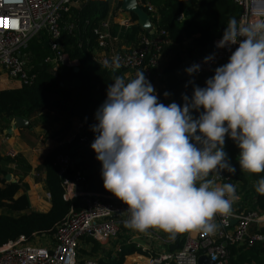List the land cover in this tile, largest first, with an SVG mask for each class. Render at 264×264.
I'll list each match as a JSON object with an SVG mask.
<instances>
[{"label": "clouds", "instance_id": "obj_1", "mask_svg": "<svg viewBox=\"0 0 264 264\" xmlns=\"http://www.w3.org/2000/svg\"><path fill=\"white\" fill-rule=\"evenodd\" d=\"M233 45L203 87L187 82L192 95L182 93V104L160 102L144 70L133 78L113 75L90 125V147L104 189L127 205L126 228L213 234L214 217L229 215L237 199L235 185L209 178L237 172L225 151L226 137L239 149L240 170L264 172V11L248 22L229 18L215 46ZM214 58L215 53L202 63ZM104 66L115 73L121 59L114 56ZM184 71L193 77L201 64ZM254 188L264 195V176Z\"/></svg>", "mask_w": 264, "mask_h": 264}, {"label": "trees", "instance_id": "obj_2", "mask_svg": "<svg viewBox=\"0 0 264 264\" xmlns=\"http://www.w3.org/2000/svg\"><path fill=\"white\" fill-rule=\"evenodd\" d=\"M147 2L153 7V12H149L144 6ZM138 3L149 16L152 27L167 33L169 39V45L162 52L165 54L167 50L169 62L163 69L165 79L161 82L163 89L159 96L163 99V94L168 92L170 95L164 104L173 101L182 104L181 94H186L190 87V84L185 87L190 77L180 74L182 64L188 59L210 54L213 51V35L218 33L222 36L229 18L239 19L240 8L232 0H138ZM120 7L121 0H80L76 6H70L61 16V45L70 58L77 60L78 70L60 67L55 74L51 72L43 63L50 55L47 36L40 33L30 41L26 50L31 58V72L35 75L33 83L30 86L0 90V121L9 123L14 117L28 118L45 112L40 115L39 121L43 122L48 114L50 117L62 118L65 123L62 134L69 129L71 118H77L81 125L72 141L53 149L44 160L46 185L51 201V208L47 213L28 212L26 185L5 180L8 174L15 172L25 175L31 167L20 155L10 157L0 154V210L19 214L17 217L0 215V245L21 236L27 240H32L34 236L47 237L68 214L71 204L63 199L62 177L54 166V159L58 154H68L74 159V169L66 175L71 181L82 172L87 190L106 197L112 195L103 187L101 164L96 160L95 152L90 146H78L77 141L80 136L94 140V133L90 130L93 113L106 99V89L112 83L113 75H127L125 69L113 73L92 58L95 46L94 27L109 16L114 17ZM181 14L187 17L178 23L177 18ZM130 17L133 25L126 30L111 27L112 36L117 37L118 41L123 39L138 44L141 38L149 35L137 25L133 15ZM75 83L78 85L74 86ZM225 147L239 154L235 143L227 137ZM227 175L248 198L256 192L255 188L249 191L248 185H255L264 176V172L248 173L247 184L238 171L235 175ZM20 191L23 193L19 194ZM256 200L263 212L264 195L258 193ZM181 243L182 241L177 240L171 248H178ZM96 246L99 245L94 243L92 249H96ZM113 248H116V244ZM228 251L230 264H264V243L259 242L249 248L228 247ZM80 252L92 255L84 249H80ZM111 252L107 253L106 262L99 263L124 264L128 257L144 255L134 244L122 242H118L114 256Z\"/></svg>", "mask_w": 264, "mask_h": 264}, {"label": "built area", "instance_id": "obj_3", "mask_svg": "<svg viewBox=\"0 0 264 264\" xmlns=\"http://www.w3.org/2000/svg\"><path fill=\"white\" fill-rule=\"evenodd\" d=\"M232 1L240 8V22L254 19L257 10L264 11V0ZM73 4V0H0V90L30 86L33 83L35 75L31 72V58L26 50L30 41L40 33L47 36L50 55L43 63L51 72L55 74L60 67L74 70L78 68L77 60L70 58L61 45V16ZM144 6L149 12L154 11L148 2ZM118 12L121 13V10ZM185 18L181 14L177 22L181 23ZM12 20L18 21L17 27H11ZM118 25L126 30L133 22L131 18H122ZM93 34L95 46L92 58L95 62L104 66L105 60L110 62L114 56H119L122 63L120 69L127 71V78H133L138 70H144L146 78L152 84L159 58L169 45L167 33L154 29L152 36L141 38L129 50L111 52L106 50L107 43L115 40L109 19L99 22L94 27ZM221 37L219 34L213 37V51L206 55L215 53L213 61L202 63L206 56L193 59L192 64H201V71L190 77L198 86L203 87L205 80L214 74V69L226 63L231 51L237 47L233 45L231 50L217 49L215 45ZM186 94L189 97L192 95L191 84ZM91 121L93 124L96 122L94 113ZM92 142L85 136H80L77 144L88 147ZM54 166L62 177L63 199L71 204L68 214L48 236L46 245L39 242L45 236H34L32 240L21 236L0 245V264H100L94 257L79 252L82 243L87 240L100 244L101 249L116 244L117 250L118 242L134 244L146 255L145 264H198L200 257H206L213 264H230L228 247L249 248L256 243H264V211L257 204L258 192H254L252 196L254 209L247 208L245 192L239 191V186L230 181L227 173L222 178L209 177L215 182L235 185L237 193L231 213L227 216L217 214L214 217L216 231L213 234L202 231L174 235L167 233L163 237L152 229L141 233L126 228L124 221L129 218V214L125 212L127 205L120 200H109L87 190L84 173H79L71 181L66 176L74 169V159L70 155L58 154L54 159ZM136 235L149 240V245L143 247L135 243ZM177 240L182 241L181 246L171 248ZM154 241H161V245L154 247Z\"/></svg>", "mask_w": 264, "mask_h": 264}, {"label": "crops", "instance_id": "obj_4", "mask_svg": "<svg viewBox=\"0 0 264 264\" xmlns=\"http://www.w3.org/2000/svg\"><path fill=\"white\" fill-rule=\"evenodd\" d=\"M79 2L80 0L78 2H74L72 6H76ZM122 18L124 19L131 17L129 14L123 12L119 13L118 11L115 13L114 17L109 16L108 19L110 21V28L118 27V29L122 30L123 28H121L118 25ZM113 38H115V40L110 41L106 48V50H110V52L113 50H118V51L129 50L131 47L136 45L134 42L125 41L123 39L118 41L117 37H113ZM168 62L169 60L167 57V50H166V53L162 54L161 57L159 58L158 68L152 80V85L154 86L158 98L162 103L167 101V98L164 97L162 99L159 96V93L163 89L161 82L165 79L163 75V69L167 66ZM185 63H190V62L186 60L182 64L180 68V74L183 76H188L183 69V66L187 65ZM187 67L188 65L185 68ZM75 85H78V83H75L74 86ZM44 113L45 112H42L41 114L39 113L28 118H22L24 119L25 124L20 126L16 124L17 117L11 119L9 123L0 121L1 156L14 157L16 155H20L31 167V170L25 175L16 172L10 175H11V181L19 182L22 185H26V187L28 188L25 193L29 203L28 212H33V213H47L51 208L50 195L46 185V170L43 166L47 154L56 147L60 146L61 144L72 141L81 127L77 118H71L69 129H67V131L64 134H62L63 129L65 127L64 120L57 116L50 117L49 116L50 114H48V116L43 120V122H40L39 121L40 115ZM215 183L224 184L223 182H215ZM248 187L250 188L249 189L250 191L251 190L250 185H248ZM21 193H23V191L19 192V194ZM99 196H103V195H99ZM112 197L113 195H110L109 197L106 198L109 199ZM247 201H248L247 208L254 209L253 197H248ZM152 230H154L156 233H158L163 237L167 234L166 232L159 229H152ZM149 242H150L149 240L144 239L139 235H136L135 243H138L139 245H143V247H146L147 245H149ZM83 244L84 243H82L81 247L84 246ZM92 245H94V243H92ZM153 245L154 247L157 248L158 245H161V241L160 242L154 241ZM83 249L86 250L85 248ZM88 250L89 248H87L86 251ZM134 257H132V259Z\"/></svg>", "mask_w": 264, "mask_h": 264}, {"label": "rangeland", "instance_id": "obj_5", "mask_svg": "<svg viewBox=\"0 0 264 264\" xmlns=\"http://www.w3.org/2000/svg\"><path fill=\"white\" fill-rule=\"evenodd\" d=\"M186 16V15H185ZM187 17V16H186ZM215 35H218V33H216V34H214L213 35V37L215 36ZM212 40H213V38L211 39V42H212ZM188 61L190 62V63H185V64H187L188 66H190V65H192V62H193V59H188ZM186 65V66H187ZM186 66H183V69H185V67ZM0 131H1V129H0ZM225 151L227 152V154H228V157L230 158V160H231V163L233 164V165H235L236 166V168H237V171L238 172H240V174L243 176V178L246 180V184H247V181L249 180V177H248V173L247 172H245V171H242V170H240L239 169V165H238V152H236L235 150H228V148L227 147H225ZM252 189H254V185H251L250 186ZM252 195H254V193H252ZM118 200L116 197H112V198H109V200ZM1 214H3V215H7V216H11V217H17L18 215H16V214H14V213H11L10 214V212H7V211H5V210H0V215ZM124 238V237H123ZM122 240V239H121ZM119 241V240H118ZM135 241V240H134ZM40 243H42L43 245H46L47 243H48V236L46 237H43L40 241H39ZM84 246H82L81 248L83 249V248H85L86 250H87V248H89V252H91V256L92 257H94L95 259H97V261L99 262V261H102V262H104L105 261V257H106V255H107V253L109 252V251H112L113 252V256H114V253H116V249H114L113 248V246H111V244L110 245H108V246H106V248H102L101 249V245L100 244H98L99 246H96L95 248L96 249H92V247L94 246V245H92V243L91 242H85L84 244H83ZM90 246H92V247H90ZM163 247V246H162ZM80 248V249H81ZM93 250V251H92ZM79 252H80V250H79ZM111 252V253H112ZM81 253V252H80ZM82 254V253H81ZM132 257H134V256H132ZM132 257H128L127 259H125V261H124V264H145V257H146V255L144 254V255H142V254H138V255H136L133 259H132ZM106 262V261H105Z\"/></svg>", "mask_w": 264, "mask_h": 264}, {"label": "water", "instance_id": "obj_6", "mask_svg": "<svg viewBox=\"0 0 264 264\" xmlns=\"http://www.w3.org/2000/svg\"><path fill=\"white\" fill-rule=\"evenodd\" d=\"M121 12L133 15L136 18L137 25L145 31L149 36H152L154 34V29L151 25L150 18L146 14V12L142 9V7L139 5L138 0H121ZM78 69L76 68L75 71ZM16 124L18 126L24 125L25 121L22 118L17 117L16 118ZM5 180L7 182L11 181V175L8 174L5 177ZM234 222H232V225ZM198 264H213L210 260H208L206 257H200L198 259Z\"/></svg>", "mask_w": 264, "mask_h": 264}, {"label": "snow or ice", "instance_id": "obj_7", "mask_svg": "<svg viewBox=\"0 0 264 264\" xmlns=\"http://www.w3.org/2000/svg\"><path fill=\"white\" fill-rule=\"evenodd\" d=\"M17 25H18V21H16V20L11 21V27L15 28V27H17Z\"/></svg>", "mask_w": 264, "mask_h": 264}]
</instances>
